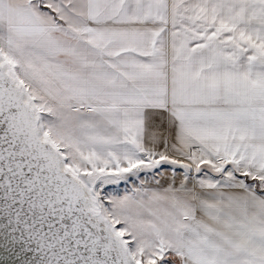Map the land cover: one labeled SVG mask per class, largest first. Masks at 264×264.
<instances>
[{
  "label": "snow or ice",
  "instance_id": "6c2138e0",
  "mask_svg": "<svg viewBox=\"0 0 264 264\" xmlns=\"http://www.w3.org/2000/svg\"><path fill=\"white\" fill-rule=\"evenodd\" d=\"M0 264H264V0H0Z\"/></svg>",
  "mask_w": 264,
  "mask_h": 264
},
{
  "label": "rangeland",
  "instance_id": "374dc122",
  "mask_svg": "<svg viewBox=\"0 0 264 264\" xmlns=\"http://www.w3.org/2000/svg\"><path fill=\"white\" fill-rule=\"evenodd\" d=\"M166 168H169V171H170V166H165ZM150 175V174H149ZM141 178H144V174L142 173L141 174ZM133 182L136 183V184H139V181H135L134 178H133ZM131 188L132 187V183H129L127 185H125L123 182L118 185V186H109L108 187V191L110 192H113L114 194H120L122 195L123 192H124V189L125 188Z\"/></svg>",
  "mask_w": 264,
  "mask_h": 264
}]
</instances>
